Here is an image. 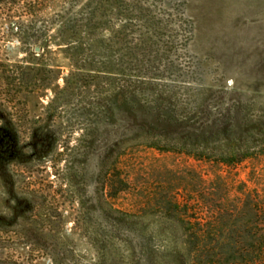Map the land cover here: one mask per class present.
<instances>
[{
    "label": "rangeland",
    "instance_id": "374dc122",
    "mask_svg": "<svg viewBox=\"0 0 264 264\" xmlns=\"http://www.w3.org/2000/svg\"><path fill=\"white\" fill-rule=\"evenodd\" d=\"M91 1L0 0V126L21 144L0 170V264H220L195 238L264 201V0H132L147 24L114 11L100 28ZM133 86L183 129L103 122ZM234 109L250 133L180 138ZM229 145L247 159L218 161Z\"/></svg>",
    "mask_w": 264,
    "mask_h": 264
},
{
    "label": "trees",
    "instance_id": "16d2710c",
    "mask_svg": "<svg viewBox=\"0 0 264 264\" xmlns=\"http://www.w3.org/2000/svg\"><path fill=\"white\" fill-rule=\"evenodd\" d=\"M95 1L96 0L91 1L89 5L90 13L88 14V18L85 19V21L88 22L87 24L92 28H100L103 25L109 26L111 23L109 16L113 14L114 11L125 15L124 17H126L125 19L128 21L137 20L138 22L147 24V21L141 19L142 17L134 16V12H136L137 9L142 10V7L132 3V0ZM140 84L143 85L144 83L141 82ZM130 89L131 88H129L128 91L122 90L121 93L109 97L106 100L101 112V119L103 122L113 120L114 122L116 121L118 125H129L132 121L138 132L147 134L151 133L155 128L161 129L166 134H176L183 129L182 122H180L181 120L174 111L161 107L155 110L148 108L149 106L143 104L144 102H142L140 98V90H138L136 86ZM231 111L232 113L230 114L233 116L227 114L225 117L213 119L209 124L203 127L200 132H196V135H193L190 130L186 133L181 132L180 138L187 139L188 137V139H190L191 136H196L198 140H193L192 142H196L197 146H201L202 144L212 143L221 138L222 135H226L230 132H236V134L250 133L251 131L247 128L243 115L239 109ZM38 138L39 136L36 135L33 137V140L36 141L34 144L37 147L40 144V142L37 141ZM111 148L112 146L110 142H108L104 155L108 154ZM231 151L232 154H230ZM237 153L240 152L235 146H231L226 154L220 156L218 161L225 165H233L247 159L245 157L237 158ZM20 154L21 144L18 134L11 127L1 125L0 170L5 169L9 163L18 159ZM121 183L126 184L124 181H121ZM173 205L176 212L187 213V211L183 210L185 207L182 208L180 203L174 202ZM235 209H238V212H236L234 216H230V218L236 217V219L234 223L231 224L228 234H222L221 237H216L214 235L210 237L209 234L212 232L210 229L203 231L193 242L195 251L207 257H211L212 254L218 251L214 257L215 259L218 258L220 264H264V201H260L257 204L249 201L243 208L239 209L236 207ZM101 217L104 219V223H112L111 217L106 215V213L105 215L102 213ZM225 217V214H221V217L218 219L216 217V220L220 221V219ZM125 221L126 220H124L122 224L116 222L112 224L120 228L122 232L135 234L141 239L142 233L138 230L135 231L134 228H127L129 224ZM212 225L213 222L210 221L206 224L208 228L212 227Z\"/></svg>",
    "mask_w": 264,
    "mask_h": 264
},
{
    "label": "water",
    "instance_id": "95a60500",
    "mask_svg": "<svg viewBox=\"0 0 264 264\" xmlns=\"http://www.w3.org/2000/svg\"><path fill=\"white\" fill-rule=\"evenodd\" d=\"M41 49L40 48H36V51L39 52Z\"/></svg>",
    "mask_w": 264,
    "mask_h": 264
}]
</instances>
